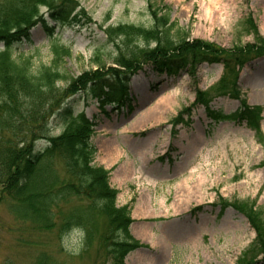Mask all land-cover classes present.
Masks as SVG:
<instances>
[{
  "label": "rangeland",
  "instance_id": "obj_1",
  "mask_svg": "<svg viewBox=\"0 0 264 264\" xmlns=\"http://www.w3.org/2000/svg\"><path fill=\"white\" fill-rule=\"evenodd\" d=\"M75 2L77 9L64 25L45 15L46 26L71 48L61 69L74 78L96 70L92 60L99 50L107 53L106 67L113 65L108 26L151 28L154 9L169 13L175 31L190 41L240 55L257 46L258 38L264 41V0ZM46 26L38 25L31 44L24 40L18 47L39 49L37 66L52 58ZM211 61L176 77L146 66L132 77L120 110L108 106L107 116L98 99L82 91L68 100L75 114L85 111L95 119V163L111 170L118 205L131 207V234L142 248L124 264H242L248 258L244 264H264L256 229L264 227V57L246 65ZM199 94L227 115L240 107L259 108L253 113L257 122L252 127L242 117L213 122L203 106L193 107ZM60 115L50 121L55 136L62 131ZM18 214L26 216V209L13 201L0 203V264H39L44 258L53 264H114L96 246L85 251L81 233L34 231ZM97 227L101 230L104 221Z\"/></svg>",
  "mask_w": 264,
  "mask_h": 264
},
{
  "label": "trees",
  "instance_id": "obj_2",
  "mask_svg": "<svg viewBox=\"0 0 264 264\" xmlns=\"http://www.w3.org/2000/svg\"><path fill=\"white\" fill-rule=\"evenodd\" d=\"M77 6L75 0H0V203L13 201L26 209V216L18 215L32 223L34 231L57 230L60 236H68L79 230L85 251L96 246L114 264H124L127 255L141 247L130 231L131 207L118 205L119 192L110 184L111 170L95 163L97 149L92 139L97 124L84 111L75 114L68 100L82 91L98 99L106 113L108 105L121 106L128 99L130 78L143 65L170 76L222 58L245 65L264 55V41L258 38L257 46L244 48L241 55L190 41L175 31L169 13L154 9L151 28L108 26L104 32L107 43L115 46L110 54L113 65L106 67L107 53L99 50L92 60L96 70L74 78L61 69L71 48L46 26L45 15L64 25ZM38 24L46 26L52 58L49 64L37 66L39 49L20 51L18 47L24 40L31 44V31ZM206 98L199 94L196 104L207 105L210 99ZM258 111L246 107L241 115L252 125L257 120L253 113ZM60 112L62 131L55 136L50 121ZM100 220L104 227L98 230ZM256 229L259 252L264 253V227ZM39 264L53 263L44 258Z\"/></svg>",
  "mask_w": 264,
  "mask_h": 264
},
{
  "label": "bare ground",
  "instance_id": "obj_3",
  "mask_svg": "<svg viewBox=\"0 0 264 264\" xmlns=\"http://www.w3.org/2000/svg\"><path fill=\"white\" fill-rule=\"evenodd\" d=\"M223 2V0H221V3ZM115 151V149H113ZM139 209H142V206H139Z\"/></svg>",
  "mask_w": 264,
  "mask_h": 264
}]
</instances>
